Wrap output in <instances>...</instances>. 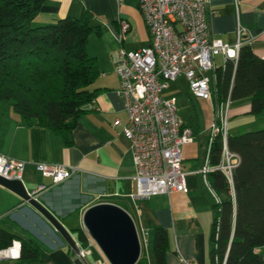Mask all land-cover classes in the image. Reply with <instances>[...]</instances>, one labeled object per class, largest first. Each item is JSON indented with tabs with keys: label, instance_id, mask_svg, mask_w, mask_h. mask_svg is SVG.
<instances>
[{
	"label": "crops",
	"instance_id": "1",
	"mask_svg": "<svg viewBox=\"0 0 264 264\" xmlns=\"http://www.w3.org/2000/svg\"><path fill=\"white\" fill-rule=\"evenodd\" d=\"M83 9L92 13V25L102 27L106 47L101 52L97 50L91 53L97 58L101 71L91 87L100 90L91 102V108L79 116L70 135L72 144L66 145L62 137L48 128L22 125L11 105L0 102V155L25 162L22 182L28 192L35 190L39 184L46 185L47 188L39 191L35 197L70 232L76 245L79 242L74 229L84 230L82 216L85 209L95 203L107 202L127 212L135 210L147 243L150 239H147L149 231L145 227L146 222L167 229L171 247L166 255L167 264H186L184 259L191 260L193 264H210L208 238L213 219V194L207 187L206 176L199 170L206 162V148L211 136L203 147L198 145L195 129L180 117L183 124L193 131L192 142L181 149L183 168L187 172L184 176L187 192L134 199L131 196L135 191L134 169L129 141L121 132L126 115L122 98L117 93L119 80L115 66L121 47L132 50L146 46L149 34L138 9V0H123L121 3L117 0H45L33 23H53L61 17L77 16ZM120 20L130 24L122 42L117 36ZM208 22L211 35L231 46L241 29L245 38L243 44H248L258 57L264 58V0H208ZM95 41L97 43L98 40ZM216 57L219 60L216 62L214 58L215 66L225 62L223 55ZM184 94L186 97H183L191 100V92V96ZM172 96L176 98L178 106V97ZM202 100L206 106L213 107L215 104L213 97ZM232 103L237 106L226 112L227 118H232L227 119V133L240 134L230 131H237L257 121L264 124V111L257 115L248 113L249 97L229 101L228 104ZM212 122L211 117L208 127ZM39 162L72 165L78 170L71 177L53 183L36 170L35 165ZM5 224H10L15 233H29L48 246L49 256L55 264H76L77 253L51 224L15 192L0 184V226ZM103 260L106 262L103 256H99L92 263ZM0 264L18 262L16 259H6L1 260Z\"/></svg>",
	"mask_w": 264,
	"mask_h": 264
},
{
	"label": "trees",
	"instance_id": "2",
	"mask_svg": "<svg viewBox=\"0 0 264 264\" xmlns=\"http://www.w3.org/2000/svg\"><path fill=\"white\" fill-rule=\"evenodd\" d=\"M45 0H0V102L11 105L19 122L38 125L62 137L66 145L79 116L98 95L92 88L101 71L95 56L87 53L89 35H102L92 25V13L83 9L53 23L36 25L34 17ZM213 98L217 105L250 98L248 113L264 111V58L242 44L235 60L227 59L213 70ZM217 124L220 125L219 119ZM226 147L238 156L231 180L219 169L206 173L212 192L213 214L208 238L210 264H264V128L226 135ZM223 139L216 133L208 151V164L222 160ZM0 226V248L20 242L18 264H55L49 250L29 233ZM151 238L148 248L154 264H167L168 231L145 223ZM86 245L83 229H74ZM147 232V235L149 234ZM138 264H146L144 256Z\"/></svg>",
	"mask_w": 264,
	"mask_h": 264
},
{
	"label": "built area",
	"instance_id": "3",
	"mask_svg": "<svg viewBox=\"0 0 264 264\" xmlns=\"http://www.w3.org/2000/svg\"><path fill=\"white\" fill-rule=\"evenodd\" d=\"M123 0H117L121 3ZM138 9L149 34V43L141 48L117 54L115 71L119 80L117 93L121 96L126 121L122 134L130 144V157L134 169L136 200L152 195L169 196L172 192H187L184 182L186 171L182 164V146L191 143L193 131L185 126L178 115L177 101L173 96H163L175 80L182 76L191 94L199 99L213 97L214 58L221 54L224 60H235L245 38L238 30L236 42L231 46L211 35L208 22V0H138ZM118 40L125 39L130 24L119 21ZM92 102V101H91ZM91 102L86 108H91ZM229 100L226 102V107ZM227 110L217 116L210 126V140L206 148V162L199 173L221 170L231 180V171L238 156L226 147ZM219 119L220 125L217 124ZM221 132L223 139L222 160L217 166L208 164V151L213 136ZM25 162L0 155V176L9 180L23 178ZM36 170L53 183L71 177L78 168L72 165L39 162ZM47 187L39 184L29 192L33 196ZM86 246L79 245L77 258L81 264H106L103 261L88 263L87 254L93 240L86 233ZM20 242L12 240L0 248V261L17 259ZM186 264H193L185 260ZM225 264V259L220 263Z\"/></svg>",
	"mask_w": 264,
	"mask_h": 264
},
{
	"label": "water",
	"instance_id": "4",
	"mask_svg": "<svg viewBox=\"0 0 264 264\" xmlns=\"http://www.w3.org/2000/svg\"><path fill=\"white\" fill-rule=\"evenodd\" d=\"M0 184L15 192L41 214L78 253V247L70 232L46 206L29 194L21 180H9L0 176ZM82 224L108 264H135L138 261L141 245L136 225L130 214L122 207L107 202L92 204L83 212ZM75 263L81 264L79 259Z\"/></svg>",
	"mask_w": 264,
	"mask_h": 264
},
{
	"label": "rangeland",
	"instance_id": "5",
	"mask_svg": "<svg viewBox=\"0 0 264 264\" xmlns=\"http://www.w3.org/2000/svg\"><path fill=\"white\" fill-rule=\"evenodd\" d=\"M99 38H102V39H99ZM95 40H98L97 43ZM99 41H102V42L100 43ZM105 41H106V37L104 33L103 35H101V37H98L94 32H92L88 39V43H89L87 47L88 54L92 55L91 53H94V51H97V50L101 52V50L106 47ZM215 60L216 62H218L219 57L215 56ZM184 93L186 94L188 93L190 95L188 84L183 77H178L177 81L175 83H172L169 89H166L163 91V96L175 95L178 97L179 99L178 106H177L178 114L180 117H182L185 123H187V125H191L195 129L196 131L195 140L198 145L200 144V146L203 147L210 135V127H208V123L211 120V117L213 118V122H215V119L217 116H220V119H221L226 110H228L229 108L232 109L233 107L237 105L232 103L231 105L228 104L226 107V105L220 104V106H218L215 103L213 107H210V106L204 105V101L202 99L196 98L194 96H192L191 100L186 99L185 98L186 95ZM184 99L185 101H183ZM229 118L232 119L231 117ZM260 127L264 128V124H262L260 121H257L253 125L251 124L248 126H244L242 128H239L237 131H230V132L231 133H243L245 131H249L252 129H262ZM197 128H199V130ZM202 152H203V149H202ZM199 159H201V157ZM128 213L133 218L134 223L136 225V229H137L139 240H140L142 255L146 257L145 258L146 264H154L153 257L148 248L146 237L144 236V231L142 230V227L140 224V218L138 217V215L135 213V210L133 209L128 211ZM150 238H151V234L149 232V234L147 235V239L149 240ZM77 241L79 242V245L81 247L88 248L86 245L84 246L78 239ZM39 242L42 243L41 241ZM42 245L44 244L42 243ZM44 247H46L49 250L48 246L44 245ZM89 249L91 250V254H87L85 258L88 263H92L93 261L97 260L99 256H103L100 249L98 248V246L96 245L94 241H93L92 247H90ZM106 263L108 264L107 261Z\"/></svg>",
	"mask_w": 264,
	"mask_h": 264
}]
</instances>
